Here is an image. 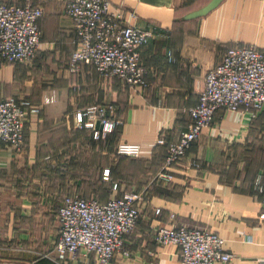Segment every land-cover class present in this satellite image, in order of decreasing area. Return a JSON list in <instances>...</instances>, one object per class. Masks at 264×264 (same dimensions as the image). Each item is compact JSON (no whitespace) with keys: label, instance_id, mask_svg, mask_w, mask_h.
<instances>
[{"label":"crops","instance_id":"crops-1","mask_svg":"<svg viewBox=\"0 0 264 264\" xmlns=\"http://www.w3.org/2000/svg\"><path fill=\"white\" fill-rule=\"evenodd\" d=\"M0 1L41 7L40 42L32 57L0 62V98L14 95L33 107L25 115L21 145L0 144V264H97L82 248L63 260L54 255L56 207L66 181L47 167L51 157L71 152L77 170L88 164L96 171L85 197L135 198L138 217L123 241L130 255L116 251L109 264H181L174 246L153 239L158 225L218 233L233 256L215 264L264 259V195L253 188L257 175L264 184V160L247 175L244 157L255 136L264 132V107H218L171 164V178L157 175L165 146L186 127L205 71L229 47L251 44L264 50V0H220L193 18L182 15L207 0H110L127 21L153 32L139 48L146 81L142 88L114 75L101 76L86 64L70 69L74 31L63 12L66 0ZM107 102L114 105L119 123L93 137L97 123L83 119L77 124L75 111ZM119 140L139 143V155L115 153ZM103 169L108 170L106 178ZM154 207H159L157 213Z\"/></svg>","mask_w":264,"mask_h":264},{"label":"built area","instance_id":"built-area-1","mask_svg":"<svg viewBox=\"0 0 264 264\" xmlns=\"http://www.w3.org/2000/svg\"><path fill=\"white\" fill-rule=\"evenodd\" d=\"M63 12L71 20L74 48L69 67L92 66L101 76L115 75L137 88L145 84V69L139 58V48L152 37L150 28L127 21L121 9L110 0H66ZM41 7L29 2L0 1V62L25 61L32 57L40 42L37 18ZM264 107V50L251 44L227 48L221 58L203 75V87L197 102L188 108L186 127L168 142L158 177L169 180L170 166L182 157L197 138L202 127L212 119L215 110ZM26 99L14 95L0 98V144L19 147L28 109ZM112 103L87 105L75 111L77 124L83 119L97 127L92 136L111 130L119 123ZM115 153L136 156L137 142L119 140ZM107 169L102 176L107 177ZM112 186H115L112 184ZM253 187L264 192L260 175ZM131 195L111 196L104 201L78 194H63L56 207L58 221L54 255L58 260L75 255L79 248L91 253L97 264H109L113 254L128 257L123 247L124 235L132 230L138 217V207ZM264 204V196L262 198ZM155 213L159 207H154ZM264 217V212L260 214ZM153 239L159 244L175 247L181 264H215L228 262L233 254L223 248V238L205 227L158 225ZM6 264H37L34 260H9ZM256 264H264V259Z\"/></svg>","mask_w":264,"mask_h":264},{"label":"rangeland","instance_id":"rangeland-1","mask_svg":"<svg viewBox=\"0 0 264 264\" xmlns=\"http://www.w3.org/2000/svg\"><path fill=\"white\" fill-rule=\"evenodd\" d=\"M180 10L181 9H179V11ZM74 135L76 136V134ZM244 157H247V163H249L246 168V173L248 175L253 171L255 166L259 165L258 163L261 160H264V132L255 136L252 144L247 148V153H244ZM74 158L75 155L72 152L58 154L55 157L50 158L51 162L47 168H49V171H51L56 179H65L66 183L61 185V195L78 194L84 196L88 191L90 177L95 176L96 171L89 168L88 164L85 168L77 170ZM59 175L61 177H59ZM77 177L80 178V181L75 180Z\"/></svg>","mask_w":264,"mask_h":264},{"label":"water","instance_id":"water-1","mask_svg":"<svg viewBox=\"0 0 264 264\" xmlns=\"http://www.w3.org/2000/svg\"><path fill=\"white\" fill-rule=\"evenodd\" d=\"M219 1L220 0H207L205 3H203L199 7H196L194 9H191V10L185 12L182 15V17L183 18H193V17H198L200 15H203L207 11H209L210 9L215 7Z\"/></svg>","mask_w":264,"mask_h":264},{"label":"trees","instance_id":"trees-1","mask_svg":"<svg viewBox=\"0 0 264 264\" xmlns=\"http://www.w3.org/2000/svg\"><path fill=\"white\" fill-rule=\"evenodd\" d=\"M39 17V16H38ZM38 19V18H37ZM12 63H14V62H12ZM115 76V75H114ZM115 77H117V76H115ZM117 79H119L118 77H117ZM120 80V79H119ZM121 81V80H120ZM124 82V81H123ZM168 144V143H167ZM165 147H167V145L165 146ZM165 151H166V148L164 149V152H163V155H162V159H163V157H164V154H165ZM121 155H125V154H121ZM102 173V172H101ZM108 174V173H107ZM254 188V187H253ZM254 191L255 192H257V193H260V194H262V195H264V192L263 191H258L257 189H255L254 188ZM85 196V195H84ZM58 205V204H57Z\"/></svg>","mask_w":264,"mask_h":264}]
</instances>
